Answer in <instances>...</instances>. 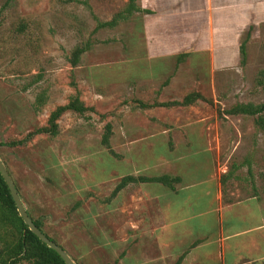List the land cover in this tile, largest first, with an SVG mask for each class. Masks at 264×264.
<instances>
[{
    "label": "rangeland",
    "instance_id": "obj_1",
    "mask_svg": "<svg viewBox=\"0 0 264 264\" xmlns=\"http://www.w3.org/2000/svg\"><path fill=\"white\" fill-rule=\"evenodd\" d=\"M125 1L0 0V142L46 126L51 112L78 91L93 108L65 112L56 136L42 133L25 145L0 147L26 206L77 264H132L129 258L143 254L134 242L138 233L160 230L177 240L171 220L178 193L162 183L138 182L116 198L124 177H175L190 156L199 161L197 174L215 177V169L238 164L258 144L264 151L257 116L227 113L238 103H264V24L248 39L243 63L213 75L174 61L153 71L145 59L141 14L97 28ZM77 47L85 52L74 66ZM189 69L196 73L192 79ZM190 92L205 99L162 106L182 102ZM108 123L110 145L103 142ZM174 249L166 248L167 264L178 261Z\"/></svg>",
    "mask_w": 264,
    "mask_h": 264
},
{
    "label": "crops",
    "instance_id": "obj_2",
    "mask_svg": "<svg viewBox=\"0 0 264 264\" xmlns=\"http://www.w3.org/2000/svg\"><path fill=\"white\" fill-rule=\"evenodd\" d=\"M126 1L120 12L127 9ZM135 6L130 16L142 15V44L153 71L174 61L175 66L194 65L213 75L242 63L241 45L264 24V0H136ZM189 71V79L194 78L196 73ZM259 135L261 141L264 135ZM256 147L238 164L222 172L215 169V177L210 171L197 174L199 161L186 157L189 163L183 162L182 170L178 166V182L170 188L178 193V213L171 220L176 221L173 237L178 233V243L160 230L138 233L134 242L143 254L129 258L131 263L167 264L166 248L177 245L180 264H264V151Z\"/></svg>",
    "mask_w": 264,
    "mask_h": 264
},
{
    "label": "trees",
    "instance_id": "obj_3",
    "mask_svg": "<svg viewBox=\"0 0 264 264\" xmlns=\"http://www.w3.org/2000/svg\"><path fill=\"white\" fill-rule=\"evenodd\" d=\"M135 1L136 0H129L128 7L126 10L119 12L110 21L99 22L97 28L115 26L119 19L124 18L128 13L130 15L135 11L136 9ZM84 52H85V48L82 47H77L74 50L71 60L72 65L74 66L78 65L80 61V57ZM241 54H242V63H243L247 57L246 41L241 45ZM199 99H205V98L202 96L201 93L193 92L185 96L182 102H174L172 104L164 103L162 104V106H171L173 104L185 106L192 104ZM143 107L149 108L151 106L149 104H143ZM91 110H93V108L86 106L82 102L78 91L76 95H74L70 99L69 103L65 105H60L54 111L51 112L46 126L40 127L35 131L28 133L27 136L23 139L13 140L10 142H0V147L25 145L35 135L42 133L56 136L59 132L58 120L65 112L75 111L80 114H84L85 112ZM227 113L232 115L246 114V115L257 116L255 122L258 126H260L264 130V103L258 105H255L253 103H238L233 108L228 110ZM112 131H113L112 124L108 123L106 125V133L103 138V142L106 145H110V135ZM10 175L12 176L11 172ZM13 180L19 192V195L23 200V203L26 206V201L23 198L21 189L17 184V182L15 181V179ZM136 182H157L169 186V188L175 189V183L178 182V177H172L169 175H162L157 177L128 175L121 180L120 184L115 189V194L118 193L123 187H125L129 183H136ZM26 208L29 215L35 222V224L43 232H45L43 229L44 228L43 218L34 217L32 211L27 206ZM45 234L47 233L45 232ZM47 236L49 235L47 234ZM22 262H28L31 264H66L65 261L62 259V257L54 249L49 247L33 231L30 230L29 226L20 216L16 203L9 189V186L5 182L0 172V264H20ZM176 264H180V262L177 261Z\"/></svg>",
    "mask_w": 264,
    "mask_h": 264
},
{
    "label": "water",
    "instance_id": "obj_4",
    "mask_svg": "<svg viewBox=\"0 0 264 264\" xmlns=\"http://www.w3.org/2000/svg\"><path fill=\"white\" fill-rule=\"evenodd\" d=\"M0 172L9 186V189L11 191L12 197L16 203L18 212L20 216L23 218L25 223L29 226L30 230L33 231L44 243H46L49 247L54 249L65 261L66 264H76L74 259L69 255V253L66 251V249L52 240L45 232H43L33 221L31 216L29 215L27 208L25 204L23 203L22 198L19 195V192L16 188V185L14 183V180L12 176L10 175V172L8 171L7 167L5 166L4 162L0 158Z\"/></svg>",
    "mask_w": 264,
    "mask_h": 264
}]
</instances>
